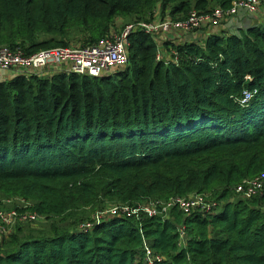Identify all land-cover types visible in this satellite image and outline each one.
Wrapping results in <instances>:
<instances>
[{
	"label": "trees",
	"instance_id": "trees-1",
	"mask_svg": "<svg viewBox=\"0 0 264 264\" xmlns=\"http://www.w3.org/2000/svg\"><path fill=\"white\" fill-rule=\"evenodd\" d=\"M233 1L0 0V49L30 56L94 45L114 34L118 17L138 22L159 11L178 21ZM159 41L133 34L118 74L0 82V191L20 190L52 218L46 233L18 226L2 242L0 264H145L146 242L164 258L156 264H264V187L251 198L235 194L264 172V23L203 44ZM160 48L163 57L176 52L178 64L157 61ZM245 91L256 92L247 108ZM190 193L210 194L220 209L186 216L172 207L167 218L79 228L105 201Z\"/></svg>",
	"mask_w": 264,
	"mask_h": 264
},
{
	"label": "built area",
	"instance_id": "built-area-1",
	"mask_svg": "<svg viewBox=\"0 0 264 264\" xmlns=\"http://www.w3.org/2000/svg\"><path fill=\"white\" fill-rule=\"evenodd\" d=\"M264 0H234L230 8H216L209 13L192 11L185 20H172L170 18L155 22L141 21L128 26L123 32L107 37L100 42L89 46L57 47L42 50L33 55L27 56L21 49L2 47L0 49V77L2 82L13 77H27L30 75L44 76L54 72L89 76L94 78L104 77L113 74L116 70L125 69L129 63V38L135 33H144L150 36H160L163 39L167 34H175V39L183 38L185 34L213 27L229 29H242L235 26L237 22L242 23L243 19H252L264 14ZM204 32V31H203ZM230 33V32H229ZM163 36V37H162ZM154 38V37H153ZM160 42V41H159ZM171 62L178 64V54L173 52ZM163 59L162 50L159 49L157 61ZM5 73V75L3 74ZM247 92L248 99L253 98L256 92ZM244 100V99H243ZM241 105L244 107L245 100ZM241 101V100H240ZM242 185H240L241 187ZM264 187V173L249 181L248 186L241 187V194L251 198L261 194ZM144 206V205H143ZM140 206L136 209L124 208L112 209V218L124 217L136 218L140 214L148 215L149 218L158 216V213L167 215L172 207H178L186 216L193 213L211 215L220 209L219 202L208 201L202 195H195L189 198L175 197L167 204L158 208L156 204ZM21 221H26L21 217ZM95 221V220H94ZM8 221L6 216L0 213V243L9 235L7 230ZM93 224V223H92ZM87 225L82 226L85 229ZM181 244L185 242L186 228L179 227ZM3 238H5L3 240ZM3 240V241H2ZM163 257L155 254L150 247L145 246V264H156L162 262Z\"/></svg>",
	"mask_w": 264,
	"mask_h": 264
},
{
	"label": "rangeland",
	"instance_id": "rangeland-1",
	"mask_svg": "<svg viewBox=\"0 0 264 264\" xmlns=\"http://www.w3.org/2000/svg\"><path fill=\"white\" fill-rule=\"evenodd\" d=\"M156 13L157 14H156L155 18H153L151 20H142V21L155 22V21L163 20L160 17V12L157 11ZM261 14H264V13L262 12ZM261 16L264 17V15H261ZM138 22H141V21H138ZM136 23L137 22H135V20L132 17H126V16L118 17L116 19V30H114L115 31L114 35L123 32L124 30L127 29L128 26L134 25ZM255 23L256 22L251 23L252 25H250V26H254ZM238 25H240V22H237V24L235 26H238ZM208 30L209 29H204V30H202V33L194 31V32L185 34V36L188 38V37H192V35H195L196 36V43L197 44H203L202 42L205 41L206 33H207ZM221 30H225L227 32H230V34H237V29L234 30V27L229 28V29H221ZM174 35L175 34L169 33L163 39H165V40L166 39L167 40H171V39L175 40ZM200 35L202 36V42L199 41V38H198ZM153 37L156 38V39H159L160 41L163 40V39H161L160 36H153ZM74 43H75L74 45H76V46H87V45H84V44H82L81 42H78V41H75ZM165 56H167V57L165 58ZM163 58L166 59V61H169V62H166V63H172L171 62L172 57H170L168 54L165 53ZM124 70L125 69L116 70L114 73L118 74V73H120V72H122ZM108 76H110V75H108ZM13 78H15V77H13ZM243 97H244L245 104H246L244 106V108H247L250 105V99L247 100L248 99V95H247L246 91L243 92ZM242 103H244V102H242V100H241L240 104H242ZM258 176H260V174ZM258 176H256L255 178H257ZM251 180H253V179H245V180L242 181L241 184H238L235 187L236 188L235 189V194L237 196L242 195L240 188L241 187L245 188L246 186H248V183ZM240 185H242V186L240 187ZM195 195H202V196L205 197L206 200L216 202L214 199H212L210 194L190 193L187 196L181 197V198H186L187 199V198H189L191 196H195ZM235 199H236L235 196H233L231 198L232 201L235 200ZM141 200H142L141 202H137L136 204H133V205H130L127 202L122 201V200L105 201L104 205L102 206L103 209L96 210V211L92 212L90 214V216H89V217H91L90 220L91 219L95 220V222L94 223L93 222H88V221L84 222V223H82L80 225L79 228L81 229L82 226L87 225V227H85V229H87V230L93 229L94 226L99 225L103 220L112 218L111 217L112 211L114 209H116V208L119 209L121 212L124 210V208L136 209L137 207H140V206H143V205L144 206H147V205L150 206V205L156 204L158 206V208H160V207L164 206L165 204H167L170 201V200H168V202H159V201H155V200H145L144 198L141 199ZM37 202H38L37 200H27L24 197H22L21 194H20V190L16 191V190L13 189V190H10V192L6 193V194H4L2 191H0V213L2 215H5L6 216V220L9 222L8 225H6L9 234L14 233L16 228H18V226H20V225L23 226V227L31 226L33 229L40 230L41 232H45V233L47 232L48 228L51 225L50 221H52V218L48 219L47 217L40 216L36 211H34V207L36 206ZM142 215L143 214H140L138 217H136V219H137L136 221H141L142 218H143ZM159 215L164 216V214H162L160 212L158 213V216ZM146 216H148V215H146ZM21 217L24 218L26 221H21L20 220ZM124 217H126V216H124ZM4 239L5 238H3V240ZM1 245H2V243H0V247H1ZM145 246L149 247L147 242H146ZM163 260H164V258H163Z\"/></svg>",
	"mask_w": 264,
	"mask_h": 264
},
{
	"label": "crops",
	"instance_id": "crops-1",
	"mask_svg": "<svg viewBox=\"0 0 264 264\" xmlns=\"http://www.w3.org/2000/svg\"><path fill=\"white\" fill-rule=\"evenodd\" d=\"M241 22L242 23L240 25H238L239 27L244 26L243 28H248V27H251L250 25H252L251 23H253V22L264 23V17L263 16H257V17L252 18V19H243ZM221 29L222 28H217V27L210 28L206 33V37H208L209 35H212V34H221L222 33ZM206 37H205V39H206ZM174 38H175V36H174ZM198 38H199V41L202 42V36L200 35ZM163 40H165V39H163ZM174 42H176V43H183V42L196 43V36L192 35V37H188V38L185 36L183 38L175 39ZM160 49L162 50V48H160Z\"/></svg>",
	"mask_w": 264,
	"mask_h": 264
},
{
	"label": "water",
	"instance_id": "water-1",
	"mask_svg": "<svg viewBox=\"0 0 264 264\" xmlns=\"http://www.w3.org/2000/svg\"><path fill=\"white\" fill-rule=\"evenodd\" d=\"M4 75H5V73H3ZM0 82H2V79H1V77H0Z\"/></svg>",
	"mask_w": 264,
	"mask_h": 264
}]
</instances>
